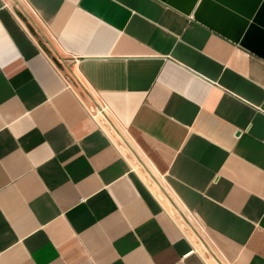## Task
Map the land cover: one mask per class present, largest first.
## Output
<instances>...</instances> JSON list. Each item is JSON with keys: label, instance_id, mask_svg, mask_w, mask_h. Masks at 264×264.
<instances>
[{"label": "crops", "instance_id": "crops-1", "mask_svg": "<svg viewBox=\"0 0 264 264\" xmlns=\"http://www.w3.org/2000/svg\"><path fill=\"white\" fill-rule=\"evenodd\" d=\"M0 264H264V0H0Z\"/></svg>", "mask_w": 264, "mask_h": 264}, {"label": "rangeland", "instance_id": "rangeland-1", "mask_svg": "<svg viewBox=\"0 0 264 264\" xmlns=\"http://www.w3.org/2000/svg\"><path fill=\"white\" fill-rule=\"evenodd\" d=\"M112 133H113L114 137L117 138V140H120L121 142L123 141L116 131L112 130ZM122 144L125 146L124 142H122ZM140 172L143 173L142 175L145 177V180L147 182L149 181L151 183V187L153 188V190H155L157 188V186H156L154 180H156L158 182H160V180L157 179L156 177L154 178L152 176V173H150L149 170H147V168H144L142 166L140 168ZM158 186H160V184H158ZM159 194H161V196H163V192H161V190L159 191ZM170 197L171 196L169 195L168 192L164 196V198L166 199L167 203L170 204V209L172 210L173 215L175 216L176 220L179 222V224H181V226L183 227V230L186 232L187 235H189L190 237L195 238V241H197V246H199L201 251L205 252V253H208L205 244H203V242H202L203 236H202L201 233H199V232H202V231H200V228L192 225V224H195L194 221L191 224V226L188 225V223H191V222L188 221V218L191 217L190 214H187L186 212H184L182 210L179 211V207L180 206H178L176 201L174 199L170 198ZM169 198H170L171 201L169 200Z\"/></svg>", "mask_w": 264, "mask_h": 264}]
</instances>
